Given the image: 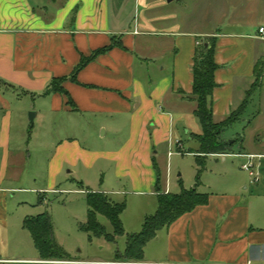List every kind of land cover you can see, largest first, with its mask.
Returning a JSON list of instances; mask_svg holds the SVG:
<instances>
[{"label":"crops","instance_id":"1","mask_svg":"<svg viewBox=\"0 0 264 264\" xmlns=\"http://www.w3.org/2000/svg\"><path fill=\"white\" fill-rule=\"evenodd\" d=\"M128 4L130 0H0L1 204L13 191L4 183L21 176L36 126L42 143L50 145V183L40 192L60 191L53 187L66 171L84 180L81 169L103 173L108 168L118 186L127 178L132 184L121 195L157 199L159 193H172L169 173L158 188L153 160L160 148L168 158L199 155L195 136L203 131L191 99L192 66L197 47L207 38L216 40L215 123L246 100L256 65L264 59L263 27L255 34L250 29L158 33L136 24ZM113 37L124 48L95 58L78 75L79 84L70 81L82 57L110 45ZM62 78L67 79L66 93H48L52 81ZM259 117L245 119V127ZM186 138L191 153L185 150ZM237 149L239 154H264L243 145ZM105 187L90 192L110 195ZM209 196L207 205L184 214L150 241L159 258L144 255L141 263L113 264H264V217L254 215L252 205L236 194ZM146 217L143 213L138 219ZM7 261L48 264L40 257Z\"/></svg>","mask_w":264,"mask_h":264},{"label":"rangeland","instance_id":"2","mask_svg":"<svg viewBox=\"0 0 264 264\" xmlns=\"http://www.w3.org/2000/svg\"><path fill=\"white\" fill-rule=\"evenodd\" d=\"M128 5V11L133 13V19L136 18V24L140 23L142 28L146 26L158 33L181 30L228 34L250 29L255 34L261 27L264 28V0H130ZM251 90L255 93L244 118L230 126L222 135L223 141H237L234 154L240 153L237 148L242 143L247 151L264 152V68L258 88ZM258 114L260 117L254 126L246 128L243 121L253 120ZM33 130L34 143L28 149L29 157L22 167L19 180L13 178L3 186L13 191L6 193L5 204L0 203V214L6 215L5 218L0 217V264H43L7 260L33 261L39 258L24 222L28 218L44 214L50 215L52 219L56 242L71 256L69 260L45 262L113 264L117 260V253L125 251L126 236L118 237L115 243H110L81 230V225L88 219V193L100 191L106 186L110 191L107 197L111 201L127 205L121 216L126 234H138L142 231L143 220L138 217L143 213H147V216L154 215L158 209V200L133 194L121 195L118 192L121 189L131 191L132 184H129L127 178L118 186L119 182L108 168H104L103 173L99 172V168L90 171L81 169L79 175H83L84 180L77 176L73 178L66 171L53 187L60 191L40 192L48 189L50 183L47 167L50 145L43 144L45 141L37 136V126ZM36 143H40V146ZM184 144L185 150L189 152L191 144L187 138ZM156 157L153 165L158 188L165 184L166 175L169 173L173 194L182 190L189 191L196 186L197 175L201 171L200 185L196 188L198 193L236 194L252 205L254 215L260 214L264 217V160L261 163L258 160L254 162V172L261 179L259 184H255L250 173L242 169L247 162L243 158L228 156L223 161L219 157H208L205 166L201 167L195 154L175 153L168 158L166 151L160 148ZM98 220L108 234H113V227L106 217L99 215ZM154 246L153 242L146 246L144 255L147 259L160 257Z\"/></svg>","mask_w":264,"mask_h":264},{"label":"trees","instance_id":"3","mask_svg":"<svg viewBox=\"0 0 264 264\" xmlns=\"http://www.w3.org/2000/svg\"><path fill=\"white\" fill-rule=\"evenodd\" d=\"M114 48H124L119 38L113 37L110 45L94 51L90 57H82L80 63L70 75V81L79 84L77 78L80 72L99 55L105 54ZM215 52V38L205 39L204 43H201L196 49L192 66L193 92L191 99L196 103L195 115L200 121L203 131L202 135L195 136V139L200 144L199 155L196 157L201 167L205 166L209 155L234 154L233 150L234 146L237 145V141L232 143L223 141L222 135L230 126L244 118L250 97L253 95L251 90L238 110L232 112L223 122L215 123L212 110V96L214 89L217 87L215 73L218 70ZM263 66V61H259L256 65L254 72L256 81L253 85V90H256L261 82ZM66 80V78L53 80L48 93L65 94L66 91L63 88V84ZM242 145L243 143L239 147H242ZM200 175L201 171L197 175L196 186L189 191L182 190L178 194L159 193L157 195V212L144 219L142 231L138 234H126L124 230L121 216L127 209L125 203L118 204L111 201L105 194L90 192L87 195L88 219L85 224L81 225V230L91 236L104 238L110 243H115L118 237L126 236L125 251L117 253L116 262L141 263L144 260L146 246L156 237L159 231L172 225L184 214L192 212L199 206L208 204L209 194H200L196 189L200 185ZM99 215H103L111 223L113 234L107 233L106 228L98 220ZM24 227L30 233L41 261L71 259V256L55 240L50 215L44 214L36 218H28L24 222Z\"/></svg>","mask_w":264,"mask_h":264},{"label":"built area","instance_id":"4","mask_svg":"<svg viewBox=\"0 0 264 264\" xmlns=\"http://www.w3.org/2000/svg\"><path fill=\"white\" fill-rule=\"evenodd\" d=\"M259 33L261 35H264V28H261ZM172 154L173 153H170L169 155L171 156ZM223 156H225V157L232 156V157H236V158L246 159L247 162L242 166V169L244 171L250 173L251 177H253V181L255 184H259L261 182L259 175H257L254 172V167H255L254 162L256 160H258L261 163V161L264 160V154H254V155H251V154H227V155H223Z\"/></svg>","mask_w":264,"mask_h":264},{"label":"water","instance_id":"5","mask_svg":"<svg viewBox=\"0 0 264 264\" xmlns=\"http://www.w3.org/2000/svg\"><path fill=\"white\" fill-rule=\"evenodd\" d=\"M170 1H172V0H169V2ZM206 46H208L207 44H206ZM36 116V113H34V112H32L31 114H30V116H29V119H30V122L31 123H33L34 122V117Z\"/></svg>","mask_w":264,"mask_h":264}]
</instances>
